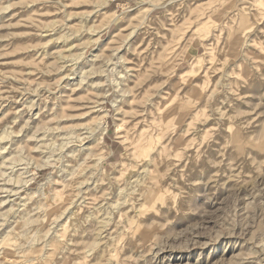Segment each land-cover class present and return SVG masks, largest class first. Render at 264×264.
<instances>
[{"label":"rangeland","instance_id":"rangeland-1","mask_svg":"<svg viewBox=\"0 0 264 264\" xmlns=\"http://www.w3.org/2000/svg\"><path fill=\"white\" fill-rule=\"evenodd\" d=\"M171 1L0 0V264H264V0Z\"/></svg>","mask_w":264,"mask_h":264},{"label":"bare ground","instance_id":"bare-ground-1","mask_svg":"<svg viewBox=\"0 0 264 264\" xmlns=\"http://www.w3.org/2000/svg\"><path fill=\"white\" fill-rule=\"evenodd\" d=\"M175 0H172L171 2H174ZM149 4V6L150 7H154L153 5H152V3L149 1V2H142V3H139V7L140 6H143L144 4ZM142 11H143V8L141 9ZM145 11V10H144ZM117 20V17H115L112 21H111V23L112 22H114V21H116ZM102 123V122H101ZM104 123V122H103ZM103 125V124H102ZM101 124H100V126H99V129L95 132V133H88V136L90 137H93V139H94V141H102V139H103V135L107 132L106 131V129L102 126ZM4 135V134H3ZM3 135H2V137H3ZM9 135V134H8ZM12 135V134H11ZM7 136V135H6ZM9 137H10V135H9ZM13 137V136H12ZM2 139V138H1ZM6 140V139H5ZM8 140V139H7ZM10 140V139H9ZM9 145V144H8ZM137 146H139V145H137L136 144V148H137ZM139 148V147H138ZM1 154V153H0ZM7 155H9L8 154V152H7ZM150 157H152L153 158V156H150ZM149 157V158H150ZM190 157V156H189ZM194 156H192L191 157V159L193 158ZM155 158V157H154ZM2 159H3V157H2ZM48 159V158H47ZM140 159H141V157H140ZM158 159V158H157ZM194 159V158H193ZM198 159V158H197ZM4 160V159H3ZM150 160H152L151 158H150ZM187 160V159H186ZM46 161V160H45ZM49 160H47V162H48ZM131 161V160H130ZM153 161H156V160H153ZM158 161V160H157ZM191 161V160H190ZM46 162V163H47ZM146 162V161H145ZM201 162V161H200ZM199 162V163H200ZM193 163V162H192ZM196 163H198V162H196ZM195 163V164H196ZM1 164V163H0ZM148 164H149V161H148ZM146 165H147V163H146ZM180 165V164H179ZM182 165V164H181ZM193 166H194V169L196 168L195 167V165L193 164ZM202 166H203V163H202ZM146 167V166H145ZM149 167H151V166H149ZM182 167H183V165H182ZM152 168H153V166H152ZM151 168V169H152ZM146 169H148V168H146ZM146 169H142V171H141V173H143V174H141V180H142V182H141V180L138 178V177H135L134 178V181H133V184H130V188L129 187H127V188H129V189H127V191L122 187V189L120 188V191H119V193L121 194L123 191H126L127 193H126V196H125V199L122 201V202H124L123 204H121L120 203V205L119 206H122L123 208H125V204H128V205H130L129 206V208L130 209H133V211H137V209H136V207L138 208V210H140V214H142V212H141V210H142V208H143V211H145V210H147V211H152V212H154V211H156V209L157 208H159L163 203L161 202V201H158V202H156L157 201V198L158 197H160V196H162V195H164V193H167V191L165 190V189H162L160 186H159V184H158V182L160 183V181L158 180V177L157 176H154V175H151V169H150V173L149 172H146V171H148V170H146ZM158 169H160V168H158ZM160 171V170H159ZM23 174V173H22ZM143 175V176H142ZM49 182V181H48ZM26 183H27V180H26ZM15 184V183H14ZM128 185V184H127ZM81 186V185H80ZM19 189V188H18ZM18 189H17V191H18ZM168 190V189H167ZM176 190V189H175ZM118 191H117V193H118ZM170 191V190H169ZM178 191V190H177ZM10 192V191H9ZM12 192V191H11ZM14 193H16L15 191H14ZM179 194V193H178ZM119 195V194H118ZM117 196V195H116ZM126 197H128V200H126ZM122 198V197H121ZM176 198V197H175ZM113 200V199H112ZM120 200V199H119ZM4 201V200H3ZM23 201V200H22ZM28 201V200H27ZM174 201V200H173ZM173 201H172V204H173ZM4 202H6V201H4ZM23 204L21 205L22 207H26L27 205H29V204H27V202H25V200L22 202ZM83 203V202H82ZM131 203V204H130ZM170 203H171V200H170ZM169 204V203H168ZM174 204H175V201H174ZM128 205H126V206H128ZM135 206V207H134ZM19 207V206H18ZM29 207V206H28ZM32 207V206H31ZM172 207H174V206H172ZM12 208V207H11ZM30 208V207H29ZM74 208V207H73ZM108 208V207H107ZM118 208V207H117ZM120 208V207H119ZM118 208V209H119ZM178 208V207H177ZM35 210H37V209H39V207L37 206L36 208H34ZM33 209V210H34ZM115 206H110L109 207V221H107V222H105V224L106 223H110V221L112 220L111 218H112V216L114 215L113 214V212H115ZM169 209V208H168ZM167 209V210H168ZM174 209V208H173ZM176 209V208H175ZM13 210V209H12ZM26 210L28 211V208L27 209H25V211L24 212H26ZM30 210V209H29ZM107 210V209H106ZM119 210H121V208L119 209ZM11 211V210H10ZM68 211V210H67ZM30 212V213H29ZM28 213L31 215V212H32V210H30ZM34 212V211H33ZM32 212V214H34ZM71 212V211H70ZM74 212V211H73ZM117 212V211H116ZM174 212V211H173ZM72 213V212H71ZM104 213V212H103ZM107 213V212H106ZM138 213V216L140 215L139 214V212H137ZM155 213V212H154ZM24 214V213H23ZM70 214V213H69ZM108 214V213H107ZM125 214V213H124ZM28 214L26 213V220H24L25 222H24V225H25V227L26 226H29L30 225V223H31V218L30 219H28V216H27ZM106 215V214H105ZM121 215V214H120ZM13 216V215H12ZM22 216H24L25 217V215H22ZM21 216V217H22ZM32 217L34 216L35 217V215H31ZM64 216V215H63ZM72 216V215H71ZM71 216H69V217H67V220L69 221L70 219H71ZM142 216V215H141ZM20 217V218H21ZM89 217V216H88ZM106 217V216H105ZM104 217V218H105ZM107 217H108V215H107ZM19 218V219H20ZM23 218V217H22ZM21 218V219H22ZM20 219V220H21ZM24 219V218H23ZM23 219L20 221V222H22L23 221ZM64 219V218H63ZM34 220V219H33ZM32 220V221H33ZM104 220V219H103ZM106 221V220H105ZM17 222H18V220H17ZM16 222V223H17ZM35 222V221H34ZM34 222L32 223V224H34ZM56 222V221H55ZM104 222V221H103ZM112 222V221H111ZM16 223H15V227H16ZM36 223V222H35ZM44 223V222H43ZM67 223V222H66ZM102 223V222H101ZM136 223V222H135ZM23 223H21V225H22ZM104 224V223H103ZM20 225V224H19ZM35 225V224H34ZM34 225H32V227H31V231L33 230H35V229H33L34 227ZM38 225V224H37ZM36 225V226H37ZM61 225V224H60ZM64 225V224H63ZM62 225V226H63ZM107 225V224H106ZM105 225V226H106ZM61 226V227H62ZM22 226H18L17 227V229L19 230V232H20V228H21ZM24 227V226H23ZM24 227V228H25ZM58 227H60L59 225H58ZM100 227V226H99ZM24 228H21V229H24ZM104 228V227H103ZM27 229V228H26ZM30 229V228H29ZM58 229V228H57ZM74 229V228H73ZM12 230H13V228H12ZM37 230V229H36ZM36 230H35V233H36ZM99 230H103L102 228L100 229L99 228ZM27 230H25V232H26ZM32 231V232H33ZM126 231V230H125ZM10 232V231H9ZM9 232H7V233H9ZM14 232H17L16 230L14 231ZM23 231H21V233H22ZM28 232V231H27ZM100 232V231H99ZM26 234V233H25ZM4 235H6V234H4ZM13 235H14V233H13ZM20 235V234H19ZM50 235V234H49ZM7 236V235H6ZM21 236H23V234L21 235ZM20 236V237H21ZM111 236V235H110ZM193 236V235H192ZM3 237H5V236H3ZM8 237H10L9 235H8ZM12 237V236H11ZM10 237V238H11ZM25 237V236H24ZM53 237H55V236H53ZM150 237V233H146V232H141V238H142V240H140V241H143V242H147V240H148V238ZM7 238V237H6ZM5 238V239H6ZM17 238H18V236H17ZM34 238V237H33ZM57 238H59L58 236H57ZM20 239V238H19ZM113 239V238H112ZM111 239V240H112ZM2 240H3V238H2ZM11 241V240H10ZM113 241H114V239H113ZM7 242H9V241H7ZM44 242V241H43ZM0 243H3V241L1 242V240H0ZM98 243V242H97ZM113 243V242H112ZM115 243V242H114ZM142 243V242H141ZM6 244H8V243H6ZM6 244H5V249H6V247H8V246H6ZM111 244V243H110ZM0 245H2V244H0ZM35 245V244H34ZM99 245V244H98ZM12 246V245H11ZM47 246V245H46ZM45 246V247H46ZM51 246H52V244H51ZM4 246H2V248H3ZM93 247V246H92ZM4 250V249H3ZM2 250V251H3ZM10 250H8V252H9ZM54 251V250H53ZM7 252V251H6ZM7 252V253H8ZM11 252V251H10ZM52 252V251H51ZM86 252V251H85ZM1 254V253H0ZM2 254H4L3 252H2ZM43 254V253H42ZM48 254V253H47ZM50 254V253H49ZM44 255H45V253L43 254V258H44ZM5 256V255H4ZM46 256V255H45ZM48 256V257H47ZM46 257H47V259L49 258V256L50 255H47ZM52 256V255H51ZM41 257H42V255H41ZM46 257H45V259H46ZM113 259H115V257H113ZM116 260V259H115ZM17 261V260H16ZM41 261L39 260V263H40Z\"/></svg>","mask_w":264,"mask_h":264}]
</instances>
